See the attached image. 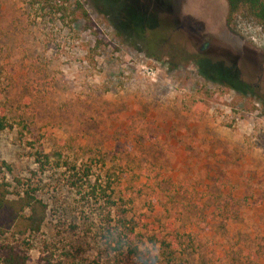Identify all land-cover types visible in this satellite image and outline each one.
Returning <instances> with one entry per match:
<instances>
[{
  "label": "rangeland",
  "instance_id": "rangeland-1",
  "mask_svg": "<svg viewBox=\"0 0 264 264\" xmlns=\"http://www.w3.org/2000/svg\"><path fill=\"white\" fill-rule=\"evenodd\" d=\"M35 1L0 0V182L46 205L27 264L57 240V262L116 264L97 207L65 185L82 164L112 208L178 233L187 264H264V27L219 0Z\"/></svg>",
  "mask_w": 264,
  "mask_h": 264
},
{
  "label": "trees",
  "instance_id": "trees-1",
  "mask_svg": "<svg viewBox=\"0 0 264 264\" xmlns=\"http://www.w3.org/2000/svg\"><path fill=\"white\" fill-rule=\"evenodd\" d=\"M225 1L229 21L242 13L264 27V0ZM33 5L40 9L58 11L56 0H36ZM75 11L79 12L87 27L91 26L89 16L80 5L75 7ZM3 83L4 74L0 65V96L3 93ZM11 128L0 108V131ZM34 164L39 174L43 175L50 166L48 155L42 151L35 152ZM67 170L68 176L64 175L65 185L75 191L83 202L97 207L96 215L100 226L96 237L106 255L112 257V260L116 259V264H187L178 233H172L171 230L168 232L167 228L162 227L147 230L127 210L116 206L112 208L115 197L107 194L102 184L92 177V168L88 164L70 166ZM23 187L14 193L9 183L0 182V264H27L29 245L20 240L26 235L38 233L46 219V205L34 196L29 186ZM60 242L56 241L57 244ZM50 243L46 242L42 246L39 264H63L56 261L53 252L57 244L53 241Z\"/></svg>",
  "mask_w": 264,
  "mask_h": 264
},
{
  "label": "flooded vegetation",
  "instance_id": "flooded-vegetation-1",
  "mask_svg": "<svg viewBox=\"0 0 264 264\" xmlns=\"http://www.w3.org/2000/svg\"><path fill=\"white\" fill-rule=\"evenodd\" d=\"M212 1V6H213V2H215L214 0H211ZM220 4V3H219ZM215 6V5H214ZM225 6L224 5H222L221 4V10H225V8H224ZM169 12V13H168ZM165 14H162L161 15V17H163V18H165L166 20H167V22H168V24H169V26H170V30H172V24L174 23L175 24V30L176 31H178V30H182V31H185V30H187V28H188V22H187V24L185 23H183V22H181V25H180V27L179 26H176V24H177V22L179 21V19H178V16L176 15V16H173V19L171 18V16H169V14H171V9L170 10H168V11H165L164 12ZM139 33H142L143 31H138ZM210 37H212V36H205V38L208 40ZM208 49H210V46H209V44H207V43H203L202 44V46H201V48H200V51L201 52H210V51H208ZM226 72H228V71H226ZM226 72H221V73H219V74H223V75H226ZM227 76H229L230 78H233V79H236V78H234L233 77V75L231 74V73H229V75H227Z\"/></svg>",
  "mask_w": 264,
  "mask_h": 264
},
{
  "label": "water",
  "instance_id": "water-1",
  "mask_svg": "<svg viewBox=\"0 0 264 264\" xmlns=\"http://www.w3.org/2000/svg\"><path fill=\"white\" fill-rule=\"evenodd\" d=\"M219 2H221V4L225 6L224 8H225V11L227 12L226 1L225 0H219Z\"/></svg>",
  "mask_w": 264,
  "mask_h": 264
}]
</instances>
